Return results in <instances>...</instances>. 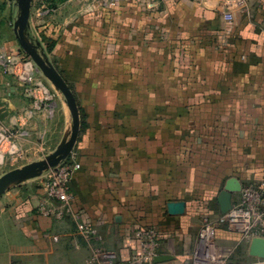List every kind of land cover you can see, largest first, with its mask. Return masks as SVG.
Returning <instances> with one entry per match:
<instances>
[{"label":"crops","instance_id":"crops-1","mask_svg":"<svg viewBox=\"0 0 264 264\" xmlns=\"http://www.w3.org/2000/svg\"><path fill=\"white\" fill-rule=\"evenodd\" d=\"M47 8V0L32 1L26 37L76 96L81 131L68 161L80 169L71 182L72 207L61 217L42 211L46 174L0 197V264H88L96 249L130 264L142 250L138 231L146 227L158 231L159 256L172 257L160 264H185L178 252L186 257L189 249L179 250L171 228L193 200L168 197L182 192L175 184L180 174L189 172L190 189L210 195L218 216V198L230 180L241 187L264 183V0H241L236 11L196 0H126L109 7L66 0L42 13ZM19 15L17 0H0V57L31 60L14 31ZM85 37L97 41L98 66L81 68L82 76L94 77L76 87L61 63L83 61L75 45ZM35 76L53 93V109L35 110L28 121L23 111L32 100L0 63V127L18 121L17 152L34 135L45 139L55 114L65 122L57 148L68 135L71 114L63 96L37 70ZM173 202H184L185 213L170 215ZM84 225L95 226L102 238L87 241ZM246 246V258L261 261Z\"/></svg>","mask_w":264,"mask_h":264},{"label":"built area","instance_id":"built-area-1","mask_svg":"<svg viewBox=\"0 0 264 264\" xmlns=\"http://www.w3.org/2000/svg\"><path fill=\"white\" fill-rule=\"evenodd\" d=\"M95 1V0H94ZM101 5L109 7L122 4L126 0H100ZM199 3H215L225 11H231L237 7L241 0H196ZM51 10L43 9L42 13L49 14ZM2 72L5 75L13 76L23 87L24 95L32 100V108L25 109L23 116L25 120L33 118L35 110L53 109V93L46 85L36 79V70L40 72L32 60L19 55H2L0 57ZM35 67V68H34ZM41 73V72H40ZM18 123V121H17ZM15 123L9 128L0 127V155L4 156V146L11 147L9 152H15L14 141L22 134V130L16 128ZM12 130V131H11ZM15 150V151H14ZM80 164L64 162L54 170L46 174L48 196L42 206V211L46 215L63 216L69 213L74 200L71 189V182ZM54 205L53 208L48 204ZM58 205V206H56ZM225 224L230 232L240 237V241L249 245L254 238H264V183L249 182L244 185L232 202V208L224 215ZM82 236L91 241L101 239L98 230L93 225H84L81 228ZM138 236L142 240L141 252L130 262V264H160L155 262L159 256L160 246L158 231L151 227H146L138 231ZM214 229L207 225L200 233L199 241L194 259L197 264H237L228 259L217 247L214 238ZM88 264H118L113 253L96 249L94 255L89 259ZM254 264H264L261 260Z\"/></svg>","mask_w":264,"mask_h":264},{"label":"rangeland","instance_id":"rangeland-1","mask_svg":"<svg viewBox=\"0 0 264 264\" xmlns=\"http://www.w3.org/2000/svg\"><path fill=\"white\" fill-rule=\"evenodd\" d=\"M100 2V0H87V4L90 6L93 4H99ZM217 7L221 8V6L218 5ZM236 9L237 8L232 9L231 11H236ZM75 46L77 47V52L81 54L83 61L80 59H72L70 61L64 60L63 63H59H61L64 67L67 65L68 69L65 67L66 77L73 86L78 87V82H83L86 81L87 78L92 79L94 77L92 74H90L89 77L82 76L80 74V69L84 67L86 70H93L98 66L97 58L94 56L97 53L96 47H98V44L97 41L94 42V39L85 37L83 43ZM94 51L95 53L93 54ZM62 118L63 117H60V115L55 114V118L47 126L46 138L39 139L38 135H34L35 139H33L32 143L27 141L25 143H21V146H23L22 151L9 152L11 147L7 145L4 146L3 150L5 154L4 161L0 162V177L11 170L22 168L23 166L35 161L43 160L46 156L53 153L57 149V146L64 136L65 122L63 121L64 118ZM68 118L69 124L67 138L70 136L72 126V119L70 115ZM70 157H72V154ZM261 157L264 162V153H262ZM65 162H69L71 165H73L74 159L69 161L67 159ZM261 165L264 167L263 163H261ZM180 178L181 180L176 181L175 184L181 186L182 192L180 194L172 193L168 195V197L171 199L185 198L186 200H193L192 203H188L187 213L182 218H176L174 221L175 226L171 228L172 233L175 236L173 240H175L177 243L179 250L182 249L181 247H183V245H186L189 249V254H187L186 257L181 256L182 252H178L180 260L185 264H197L194 259V253L197 248L200 233L205 226L209 225L214 229L216 247L223 254H225L229 260L237 264H253L252 261H249L245 256L246 250L244 249V244L240 241V237L228 230L224 221V215L218 216L217 204L214 203L211 207V202L209 201L211 199L210 195L209 197L206 196L201 188L190 189V186L188 185L189 172H182L180 174ZM47 181L48 180L46 179L44 181V199H46L49 192L47 189ZM205 200L207 202H205ZM195 201L196 203H194ZM211 210L213 211V214L210 213ZM169 222L170 221L164 224V230L166 231V234H170L167 227Z\"/></svg>","mask_w":264,"mask_h":264},{"label":"water","instance_id":"water-1","mask_svg":"<svg viewBox=\"0 0 264 264\" xmlns=\"http://www.w3.org/2000/svg\"><path fill=\"white\" fill-rule=\"evenodd\" d=\"M20 8V15L14 24V31L19 39L20 45L26 55L36 65L41 74L51 83V85L63 96V99L70 111L72 126L70 136L61 145L43 160L35 161L14 169L0 177V197L10 188L15 187L30 179L38 178L47 174L56 167L64 163L71 156L81 131V116L78 102L71 87L56 70L48 58L41 53L39 44L30 43L26 37V31L30 28L31 7L33 0H17ZM240 183L230 180L218 198L222 215L227 214L232 208V195L240 192ZM186 204L184 202H173L168 204L170 215H182L185 213ZM249 254L251 257L264 260V238H254L249 244ZM172 260L170 256H158L156 263Z\"/></svg>","mask_w":264,"mask_h":264},{"label":"trees","instance_id":"trees-1","mask_svg":"<svg viewBox=\"0 0 264 264\" xmlns=\"http://www.w3.org/2000/svg\"><path fill=\"white\" fill-rule=\"evenodd\" d=\"M66 0H47L48 3V8L49 10H51V8L55 5H57L58 3H63ZM27 57H29L28 55H26Z\"/></svg>","mask_w":264,"mask_h":264}]
</instances>
